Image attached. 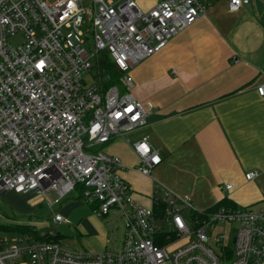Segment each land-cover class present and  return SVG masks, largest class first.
<instances>
[{
    "label": "built area",
    "instance_id": "obj_1",
    "mask_svg": "<svg viewBox=\"0 0 264 264\" xmlns=\"http://www.w3.org/2000/svg\"><path fill=\"white\" fill-rule=\"evenodd\" d=\"M216 1L158 0L144 10L136 0H0V195L41 196L53 207L81 189L98 216L118 214L125 230L120 249L100 253L72 249L54 231L0 233V264H261L264 209L198 211L158 186L145 207L122 177L121 160L96 150L148 126L155 106L134 97L131 70ZM227 1L231 12L251 4ZM106 63L117 84L107 86ZM257 92L264 97V85ZM132 149L138 170L152 176L159 152L147 138ZM50 220L66 222L57 213ZM219 224L236 226L233 239L214 232Z\"/></svg>",
    "mask_w": 264,
    "mask_h": 264
},
{
    "label": "crops",
    "instance_id": "obj_2",
    "mask_svg": "<svg viewBox=\"0 0 264 264\" xmlns=\"http://www.w3.org/2000/svg\"><path fill=\"white\" fill-rule=\"evenodd\" d=\"M157 2L151 0L147 8ZM130 74L134 97L152 102L155 110L147 127L115 139L106 149L121 160V175L135 201L152 207L158 186L189 198L198 211L225 199L238 208L264 209V97L257 92L264 85V0H251L239 12H231L227 0H217L204 17ZM143 138L162 158L152 176L138 170L140 162L132 149ZM250 174L257 177L249 180ZM158 196L163 197L162 190ZM99 219L93 214L78 226L88 244L85 250L95 253L108 250L95 246L91 237L106 235ZM92 222L99 229L89 233ZM0 225L38 230L1 215Z\"/></svg>",
    "mask_w": 264,
    "mask_h": 264
},
{
    "label": "rangeland",
    "instance_id": "obj_3",
    "mask_svg": "<svg viewBox=\"0 0 264 264\" xmlns=\"http://www.w3.org/2000/svg\"><path fill=\"white\" fill-rule=\"evenodd\" d=\"M113 1L117 2L119 0ZM136 1L144 10H146L148 9L147 7L151 0ZM91 73L96 75L97 70L94 69ZM83 77L86 78L88 84L94 83V80L91 79L90 74L86 73ZM106 147L107 146H99L96 147V150H101L104 153L111 155ZM54 213L63 216L66 219V222L55 226L50 220ZM93 214L98 216L96 211L87 203L79 190L71 192L66 198L55 204L53 207H50L49 201L43 200L41 196H34L32 194L23 195L16 193H7L0 195V215L2 216V218L18 221L23 224L35 225L39 231L48 233L54 231L56 234L60 235L61 239L65 243H67L72 249L75 250L88 251L85 250V247L88 246L87 242L85 241L84 237L82 238L78 234V226L80 225L83 218L92 217ZM98 217L100 218L99 220L104 226L106 235L103 238H99L97 233H91V231L99 229V226L95 222H92V228L87 232L91 233V237L95 242V246L106 247V249H108L109 251L116 250L121 245V242L123 240L125 231L124 221L121 220L119 218V215L115 213H112L110 216L106 217ZM185 217L189 219L188 213H186ZM235 229V225L232 226L219 224L214 232H225L231 235V238L233 239ZM180 244L184 243L182 242ZM209 245L213 248H216L213 241H211ZM89 248H91L90 245ZM89 251L92 252V249H90ZM163 264L173 263L172 261L167 260ZM222 264H228V262H222Z\"/></svg>",
    "mask_w": 264,
    "mask_h": 264
},
{
    "label": "trees",
    "instance_id": "obj_4",
    "mask_svg": "<svg viewBox=\"0 0 264 264\" xmlns=\"http://www.w3.org/2000/svg\"><path fill=\"white\" fill-rule=\"evenodd\" d=\"M106 69L110 73L111 76L107 77L105 81L107 82V86H111L114 84H117L119 80V74L113 67L111 63H106ZM110 82V83H108ZM81 193V189L79 190ZM82 194V193H81ZM221 208H231V209H236L238 208L234 203L229 201L228 199L222 200L218 204L214 205L210 209L207 210V212H214L217 211ZM0 231H8V232H17V233H22V234H34L37 235V230L34 227L31 226H15V227H10L6 225H0ZM233 258V254H231V251L227 253V261H231Z\"/></svg>",
    "mask_w": 264,
    "mask_h": 264
},
{
    "label": "water",
    "instance_id": "obj_5",
    "mask_svg": "<svg viewBox=\"0 0 264 264\" xmlns=\"http://www.w3.org/2000/svg\"><path fill=\"white\" fill-rule=\"evenodd\" d=\"M234 243H235V240H234Z\"/></svg>",
    "mask_w": 264,
    "mask_h": 264
}]
</instances>
